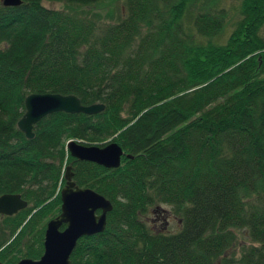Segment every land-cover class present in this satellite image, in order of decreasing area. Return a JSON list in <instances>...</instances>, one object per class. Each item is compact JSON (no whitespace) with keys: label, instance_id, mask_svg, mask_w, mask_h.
Returning a JSON list of instances; mask_svg holds the SVG:
<instances>
[{"label":"trees","instance_id":"obj_1","mask_svg":"<svg viewBox=\"0 0 264 264\" xmlns=\"http://www.w3.org/2000/svg\"><path fill=\"white\" fill-rule=\"evenodd\" d=\"M1 1L0 195L19 193L27 207L0 215V261L41 256L72 162L76 184L112 203L105 230L78 240L72 264H264V0H241L224 43L225 14L200 0H124L110 21L86 9L105 0ZM30 93L105 108L48 114L28 139L17 121ZM107 138L133 158L105 168L65 149L68 139ZM160 205L177 232L143 219Z\"/></svg>","mask_w":264,"mask_h":264},{"label":"water","instance_id":"obj_2","mask_svg":"<svg viewBox=\"0 0 264 264\" xmlns=\"http://www.w3.org/2000/svg\"><path fill=\"white\" fill-rule=\"evenodd\" d=\"M21 3L22 0L1 1L5 7L19 6ZM24 108L23 115L17 121V128L26 138L31 139L34 137L33 126L48 114L63 111L91 115L103 111L105 105H84L74 94L30 93L24 99ZM65 149L73 159L93 162L105 168H118L123 156L133 158L114 141L100 146L68 139ZM63 179L60 212L46 223L41 256L37 259L24 257L14 264H72L70 255L78 240L105 230L107 213L112 210L110 200L91 188L78 186L74 180L72 162L65 166ZM26 207L27 201L19 193L0 195V215L10 216ZM0 264L4 263L0 261Z\"/></svg>","mask_w":264,"mask_h":264},{"label":"rangeland","instance_id":"obj_3","mask_svg":"<svg viewBox=\"0 0 264 264\" xmlns=\"http://www.w3.org/2000/svg\"><path fill=\"white\" fill-rule=\"evenodd\" d=\"M201 2H204L205 4H201ZM241 0H217L215 4L210 5V0H200L198 3L199 6H207L208 9L213 8L216 12H222L225 14V23L226 28L224 32L221 34V37L217 39V43H224L225 39L228 36L232 35L233 29L235 28V22L239 18V5ZM43 5L48 8L53 9H65L67 6H65L62 2H54V1H44ZM89 11H95L99 12L103 17H105V20H115L119 17V15H123L125 12L124 8V0H105L101 4H98L97 6H91L86 7ZM261 34L264 37V28L261 30ZM260 58V57H258ZM111 138H107L102 140V142L109 143L111 141ZM67 165V164H66ZM63 166V174L65 171V166ZM157 211H155V208ZM155 208H150L149 211L143 216V219L148 224L154 226L156 230L160 228L161 222H164L165 227L162 228L164 230H161L163 233L171 234L175 233L179 230L180 224L178 222V218L174 216L173 212L170 211V206L168 205H160L156 206ZM154 224V225H153ZM64 226V225H63ZM237 236L236 244L232 247V249L229 250V252L234 251V255L237 256L239 254L240 246L243 243L244 239L241 235L240 231H235ZM29 242L28 238H24L21 246L22 248H25L26 243ZM216 264H221V262H217Z\"/></svg>","mask_w":264,"mask_h":264},{"label":"flooded vegetation","instance_id":"obj_4","mask_svg":"<svg viewBox=\"0 0 264 264\" xmlns=\"http://www.w3.org/2000/svg\"><path fill=\"white\" fill-rule=\"evenodd\" d=\"M64 185V184H63ZM161 228H164L165 227V224L164 222H161V225H160Z\"/></svg>","mask_w":264,"mask_h":264}]
</instances>
